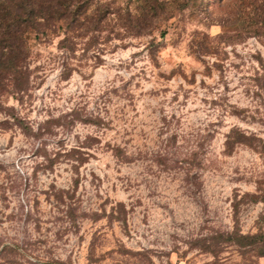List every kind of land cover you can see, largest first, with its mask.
Wrapping results in <instances>:
<instances>
[{
  "label": "rangeland",
  "instance_id": "374dc122",
  "mask_svg": "<svg viewBox=\"0 0 264 264\" xmlns=\"http://www.w3.org/2000/svg\"><path fill=\"white\" fill-rule=\"evenodd\" d=\"M7 6L0 264H264V0Z\"/></svg>",
  "mask_w": 264,
  "mask_h": 264
},
{
  "label": "trees",
  "instance_id": "16d2710c",
  "mask_svg": "<svg viewBox=\"0 0 264 264\" xmlns=\"http://www.w3.org/2000/svg\"><path fill=\"white\" fill-rule=\"evenodd\" d=\"M24 11L9 6L0 7V88L6 80L14 81L15 84L19 82L18 74L21 72L18 69V60L22 56V51L15 53L20 47L17 41L20 42L24 38L28 28L37 25V22L32 21V16H29L33 12ZM56 11L61 12V8L54 12Z\"/></svg>",
  "mask_w": 264,
  "mask_h": 264
}]
</instances>
